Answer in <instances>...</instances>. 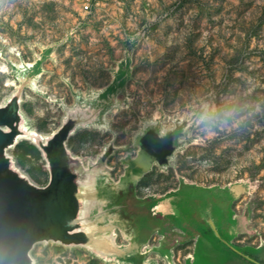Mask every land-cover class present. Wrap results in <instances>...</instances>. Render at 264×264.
<instances>
[{"label":"rangeland","instance_id":"374dc122","mask_svg":"<svg viewBox=\"0 0 264 264\" xmlns=\"http://www.w3.org/2000/svg\"><path fill=\"white\" fill-rule=\"evenodd\" d=\"M84 2L0 0V106L19 93L24 124L49 136L69 109L97 101L101 119L78 126L66 147L86 166L111 147L99 179L104 189H125L124 220L114 228L117 243L129 246L120 254L133 251L131 217L162 195L155 210L178 230L150 238L134 260L38 242L32 264H234L242 252L264 261V0H94L88 11ZM21 64L30 71L19 72ZM148 127L173 130L174 151L166 165L127 182L124 159L136 156ZM7 152L30 181L48 183L32 139ZM188 183L232 193L237 247L225 246L231 235L215 227L209 199ZM103 191L96 216L107 211ZM223 221L230 230L228 207Z\"/></svg>","mask_w":264,"mask_h":264},{"label":"water","instance_id":"95a60500","mask_svg":"<svg viewBox=\"0 0 264 264\" xmlns=\"http://www.w3.org/2000/svg\"><path fill=\"white\" fill-rule=\"evenodd\" d=\"M77 99L80 102L79 96ZM98 106L97 101L86 106L78 103L68 110L62 126L49 136L24 124L19 93L0 106V264H32L30 251L43 241L84 246L103 257H118L121 248L116 247L114 236L100 227L93 212L98 196H103L99 176L108 169L105 160L111 147L87 166L66 147L68 137L78 126L101 119L106 109ZM176 136L173 130L162 133L148 127L137 139V158L125 163L140 167L137 177L155 163L166 165ZM21 137L32 139L44 153L50 175L45 186L36 185L13 166L7 150Z\"/></svg>","mask_w":264,"mask_h":264},{"label":"crops","instance_id":"0c3cea01","mask_svg":"<svg viewBox=\"0 0 264 264\" xmlns=\"http://www.w3.org/2000/svg\"><path fill=\"white\" fill-rule=\"evenodd\" d=\"M146 173H144L142 176H144ZM142 176L137 177V175H135V176H131L130 175V176L126 177L125 179L127 180V182H133V181H137L138 178H141ZM185 183H187V182H185ZM188 185L191 186V190H194L195 194H202V195L204 194L203 195L204 198L205 199H209L210 204L212 206V209L214 208L213 211H215V213H216V224L214 223L215 227L217 229L220 227L219 229H222V231H224L225 233L231 235V237L228 239L229 245H227L224 242L225 246L229 247V248L230 247H237L234 244V242L232 241L233 237H234L233 236V232H234V225H235V217H234V214H233V211H232V208H231L232 203H233V195H232V193L230 191L224 189V188H219V187H203V186L195 185V184H192V183H188ZM177 189H178V187L175 190H177ZM104 190H105V194L108 196V197L106 196V198H105L104 206H106L108 213L110 211L114 215L110 218V217L107 216V211L104 210V214L106 216L105 215H97L96 217H97L99 223H100V221H103L105 223V225L109 223V225L112 224L115 227V223L119 222L120 220L121 221L124 220L123 215H122L123 211H121L122 207L124 205H121L123 203L120 204L119 200H120V197L124 195V190L125 189H120V188L116 189L115 187H112L111 185L110 186L107 185V186H105ZM175 190H173L170 193L176 192ZM202 190H205V191L202 192ZM213 190H214V192H212ZM120 191H121V193H119ZM167 195H162V197L159 198L160 200L157 199V198L152 200L151 203L149 204V207H148L149 211L148 212L142 213V214L140 213V215L136 214V215H133L131 217V232H130V236H129V238L131 240V243H130L131 245L130 246L133 247V249H132L133 251H132L131 255H128L129 254L128 252L120 254L122 252V250H123V247H128L129 245L117 243L116 232H115L116 228H114V232L111 233V231L110 232L108 231L110 229V227L105 226V225L102 226V225H100L98 223L100 225V227H105L104 229L106 230V232L109 235H113L114 236V241H115L116 247H122L120 253L118 254L119 258H122L121 256L126 255V256H130L134 260L135 255H137V257H139L140 248L145 247L146 244L149 243L150 238L154 237L156 234L158 235L159 233L165 232L166 229H170V230H174V231L178 230L174 226L171 225V223L168 221V219L165 216H161L160 214H157L158 211L155 210V206L157 205L156 202H158V200L159 201L163 200V198L165 196H167ZM102 197H100V198L102 199ZM138 204L141 205V206H145L146 205V203H144V201H140V203L137 202L136 205H138ZM95 207H96V205L94 206V208ZM225 207L226 208L228 207V210L230 211L231 216H232V226H231L230 230L226 229V226H225L224 221H223V213L225 211ZM118 208H120V209L118 210ZM207 217L211 221L214 222V218L213 217H211V216H207ZM141 218L146 219V222H148L147 226H143V227L140 226V224L138 223V220L141 219ZM104 223H102V224H104ZM122 226H123V224H122ZM121 230H122V228H121ZM160 247H166V244L163 243V244H161ZM238 249H240V248H238ZM242 254H244V253L242 252ZM242 254L236 255V257L239 259V261L234 256L231 258L233 260L234 264H235V262L243 263L242 259L243 260L248 259L245 256H243ZM238 256H240V257H238ZM137 257H135V259ZM123 260H127L126 257H125V259L123 258ZM248 260L252 261L251 259H248Z\"/></svg>","mask_w":264,"mask_h":264},{"label":"flooded vegetation","instance_id":"af4514ba","mask_svg":"<svg viewBox=\"0 0 264 264\" xmlns=\"http://www.w3.org/2000/svg\"><path fill=\"white\" fill-rule=\"evenodd\" d=\"M139 152V151H138ZM137 156H138V153L136 154V156L135 157H127V158H125L124 159V161L125 160H127V159H130V160H134V159H136L137 158ZM156 164V163H155ZM155 164H153L152 166H154ZM152 168V167H151ZM151 170V169H150ZM149 170V171H150ZM140 172V167L137 165V164H133V165H130L129 163H127V167L125 168V171H124V175H123V177L124 178H126V177H128V176H135V175H137L138 173ZM101 201H102V199L100 198V196H98V198H97V200H96V207L94 208V212L95 213H98V210H97V208H98V206L101 204ZM94 213V214H95ZM102 223H104L103 221H100V225H102V226H104L105 225V223L104 224H102ZM111 225V224H110ZM110 225H109V223L108 224H106L105 226H108V227H110ZM251 260L252 261H255L254 259H252L251 258Z\"/></svg>","mask_w":264,"mask_h":264},{"label":"trees","instance_id":"16d2710c","mask_svg":"<svg viewBox=\"0 0 264 264\" xmlns=\"http://www.w3.org/2000/svg\"><path fill=\"white\" fill-rule=\"evenodd\" d=\"M104 175H100V177L99 178H101V179H104ZM112 228H114V225H110V229L108 230L109 232L111 231V229ZM251 257V256H250ZM131 257H129L128 256V259H130ZM251 258H253L254 260H256V261H252V262H254L255 264H257L256 262H258L259 264H264V261H262V260H260L259 258H257V257H251ZM244 260L242 259V262H243ZM245 261H247V262H249V263H251V261H249L248 259H245ZM235 264H245V263H238V262H235Z\"/></svg>","mask_w":264,"mask_h":264},{"label":"bare ground","instance_id":"6f19581e","mask_svg":"<svg viewBox=\"0 0 264 264\" xmlns=\"http://www.w3.org/2000/svg\"><path fill=\"white\" fill-rule=\"evenodd\" d=\"M19 69L21 70V71H19V72H21V73H27V72H29V70H30V67L29 66H25V65H23V64H21V66L19 67Z\"/></svg>","mask_w":264,"mask_h":264},{"label":"built area","instance_id":"2783aa9c","mask_svg":"<svg viewBox=\"0 0 264 264\" xmlns=\"http://www.w3.org/2000/svg\"><path fill=\"white\" fill-rule=\"evenodd\" d=\"M94 0H85V2H84V6H83V8H84V10H90V5H91V3L93 2Z\"/></svg>","mask_w":264,"mask_h":264}]
</instances>
